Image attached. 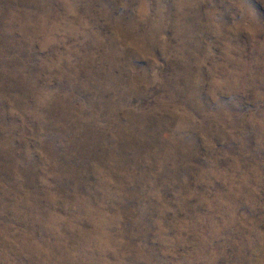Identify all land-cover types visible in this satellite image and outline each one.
Here are the masks:
<instances>
[{"label":"clouds","instance_id":"obj_1","mask_svg":"<svg viewBox=\"0 0 264 264\" xmlns=\"http://www.w3.org/2000/svg\"><path fill=\"white\" fill-rule=\"evenodd\" d=\"M0 264H264V0H0Z\"/></svg>","mask_w":264,"mask_h":264}]
</instances>
